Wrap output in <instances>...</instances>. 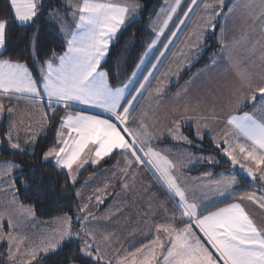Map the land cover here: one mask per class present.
Returning <instances> with one entry per match:
<instances>
[{
	"label": "snow or ice",
	"instance_id": "6c2138e0",
	"mask_svg": "<svg viewBox=\"0 0 264 264\" xmlns=\"http://www.w3.org/2000/svg\"><path fill=\"white\" fill-rule=\"evenodd\" d=\"M180 2L181 0H175V5L164 21V27L171 20ZM197 4L198 0H191V4L188 5L189 10L184 13L185 17ZM8 5L12 20L20 26H36V20L45 16L47 22L52 25L50 31L53 35L62 34L63 36L65 47L63 53H58L53 48L44 54L47 59L41 58L40 49L37 47L38 28L31 37L30 58L38 65L39 75L37 77L29 71L26 63L19 60L0 59V95L15 96L16 99H26L34 104H42L46 99L47 103L44 107L47 111L42 114L45 127L48 126L50 120L57 117L61 108L64 109V112L59 114L60 124L57 130V142L62 143V146L58 150L49 149L44 153V159L47 160L54 155L56 164L68 169L69 176L72 178L73 164L78 161L81 153L89 145L93 146L90 151H93L98 159L110 155L117 149L124 153H131L136 163H147L156 168L160 173V178L164 179L168 192L179 198L177 208L180 210L181 222L184 219L189 222L183 228H177L173 224L156 226L157 233L162 230L169 238L168 245L170 246L166 249L167 255L163 257L165 264H264V228L254 223L241 203L234 202L216 208L215 211H208L211 204L200 203L196 200L190 201L176 178L168 171L174 165L151 147H147L145 151L149 133L145 130L142 134L138 128L129 124L133 102L137 97L133 96L131 100H128L127 106L122 104L121 101L124 99L128 84H124L123 87L111 86L112 73L105 69L103 64L111 53V46L117 39V34L139 5L129 8L116 3L101 2V0H79L78 3L66 0L67 7L72 8L73 11L68 13L65 10L63 16L59 10L63 5L53 7L49 3L47 7L50 10L45 12V0H8ZM204 6L205 9L212 7L207 3ZM69 15L75 22L74 29L69 28L65 22ZM9 23L10 20L7 17L0 18V55L8 51ZM183 23L184 20H181L180 24ZM164 27L157 31L156 38L148 45L149 49L156 44ZM179 27L180 25H177V28ZM175 35L174 32L173 36ZM167 47L166 44L165 48ZM139 67L140 65H137V68ZM155 67L156 65H153V68ZM151 75L150 72L144 80L147 82ZM145 87L146 85L142 83L136 92L140 93ZM256 90L264 94V87ZM252 98L255 99V96ZM76 105L101 109L107 117L89 115L81 110L74 113L68 111ZM227 125L238 137L242 136L246 141L251 142L247 157L253 160H264V119H257L252 114L244 113L229 116ZM64 129H67V138H64ZM38 135L39 133L30 138L32 143H35ZM8 138L13 149L27 150L22 149L18 143H12L11 130ZM181 139L191 142L187 140V137H181ZM213 142L217 148L221 146L219 141L214 139ZM224 143L227 144L228 141L225 140ZM238 147L242 153L245 152V145L240 144ZM138 153H143V155ZM224 155L233 164L237 163L236 158L227 148L224 150ZM145 157H154L157 162L154 163L152 159H145ZM160 161H163V166L159 163ZM97 162L98 160H92L93 164ZM129 163L131 164L132 161L129 160ZM209 163L215 162L209 158ZM14 167L16 166L10 165L9 170ZM247 171L248 176L255 179L253 171L251 169ZM205 175L211 177L212 174L206 173ZM260 179L264 180V171ZM236 183L235 176L221 174L219 179L209 180L212 186L209 191L214 196H231L235 194L232 188ZM241 199L255 201L256 197L250 194ZM259 203L261 207H264V197L260 198ZM80 211L84 212L85 208H81ZM205 211L207 214L203 215ZM60 219L63 226L56 230V234L42 240L40 245L30 252L33 259L40 252L47 254L57 250L73 235H78L73 232L71 217L65 215ZM193 226L199 229L202 236L193 231ZM87 235L90 237L91 233ZM206 245L210 246L211 250ZM160 246L164 247V245ZM79 252L85 258V264L87 260L96 261L98 264L101 259L98 255L99 249H95L97 254L94 255V245L88 239L84 241L83 246H79ZM152 259H155L154 254L152 257H145L144 264H151Z\"/></svg>",
	"mask_w": 264,
	"mask_h": 264
},
{
	"label": "crops",
	"instance_id": "0c3cea01",
	"mask_svg": "<svg viewBox=\"0 0 264 264\" xmlns=\"http://www.w3.org/2000/svg\"><path fill=\"white\" fill-rule=\"evenodd\" d=\"M107 1L109 2V0ZM65 22L68 24L69 28H75L74 21L66 20ZM226 32L231 33L234 31L230 29L224 30L220 26L217 27L216 38L218 40L219 49L212 56L210 62L213 63L215 61H218L220 63L221 67L218 68L220 72V82L214 83L213 85L209 83L205 84L207 91V96L205 98L197 99V97H195L193 94L194 89L189 86V82L184 81L176 89L170 91L169 93H165L164 91L157 97L151 99L150 102L148 101L150 110L139 117L137 116V112L144 105V102L149 96L148 92L150 88L148 87L143 93L136 108L131 113L129 117V124L134 128H138L142 134L146 130L149 133L146 145H157V148H159L160 151L164 152L165 154L168 153L172 155L174 157L173 162L177 166L178 164H180V156L182 152H185L189 155L190 153H193L195 155L197 154L192 152L186 146L188 143L184 146L181 143L175 142V140L168 137L166 135V132L163 131V128L170 125L171 122L176 123L177 125L181 113L183 115L191 113L196 115L194 116L195 119H204L206 122L207 130L202 133L201 137L204 134L207 135L214 146H216V144L213 142V140L215 139L216 141H219L221 145L218 148L219 153L232 164V167L220 172L219 174L211 175V177L206 176V173L192 174L187 170L196 163H199V161L201 160L200 158H195L193 162L189 163L186 166H182L181 168L175 169L174 166V169L172 170L176 172L174 173V177L176 178L180 187L185 191L190 201L196 200L200 203L211 204L212 206L208 208V211H215L216 208L224 207L226 204L240 202L246 213L253 219L254 223H256L258 227L264 228V209H262L259 203L261 196H264V188L263 190L254 189L248 191L247 193L239 197H235L234 199L228 200L224 203L221 202L231 197L232 195L227 197L214 196L209 191L210 187H212L209 184L210 179H219L220 175L223 174L225 176H235L237 181V175L234 168L246 170L251 169L253 171V174L256 175L254 171H261L262 166L260 164L264 163V160H253L252 158L245 156L240 161L237 160L236 164H233L232 161L224 155V150L226 148L232 152L234 157H236L237 154L240 156L247 155V152L241 154L238 145H245V148L247 150H249L251 146L250 141H246V139L242 136L238 137L234 130H232L229 125H227V119L229 116L249 113L254 115L257 119H264V94H261L256 90L259 87H262V84L264 85V26L262 31L260 30V27H254L252 31L253 34L250 35H244V33L249 32H245L244 29H240V33H232V37H230V34L229 37H226ZM60 35L62 36V34ZM0 59L8 58L0 56ZM230 59H232L230 62V66L225 67V64ZM233 64L235 66H233ZM236 73L240 76H243L241 78V80L244 81L243 97L234 95L235 89L232 87V81L233 76ZM38 75L39 68L37 65V76ZM251 92L254 93L252 94ZM253 96H255V99L252 98ZM6 99H12V101L9 104H6ZM46 103V99L42 104H34L26 99H16L15 96L10 97L7 95H0V106H2L0 107V121L3 117L5 118V135H8L9 131L12 130L13 127L16 133L19 134L21 140L27 139L26 135L32 137L37 133L40 134L45 128L42 114L43 112L47 111V108L44 107ZM9 109H11V111H9ZM77 110L84 111L89 115H100L104 118L107 117V114L103 113L102 110L98 108H89L83 105H76L73 108L68 109V111H71L73 113ZM63 112L64 109L62 110V113ZM59 124L60 120L56 128V142L45 152L53 148L58 150V148L62 146V143L57 142V130L59 129ZM141 125H143L144 127L141 128ZM176 125L172 126L174 128H177V130L182 133L183 136H185L182 132V128L184 126ZM63 131L65 133L64 138H67V129H64ZM193 131L195 137L197 138L194 128ZM233 134L236 135V144L233 143L232 138H230L229 140V136ZM165 140L169 141L168 143L170 144H167ZM225 140L228 141L227 144L224 143ZM28 145L29 146L24 149H32L34 143L30 141ZM92 148L93 146L89 145L81 153L80 158L77 161L79 163L78 169L80 167L84 168L88 165H97L103 159H98L95 156L94 152L90 151V149ZM113 153L114 160L112 163L88 172L82 179L80 184L76 187V190H79V188H83L82 190H85V196L82 198V194L79 193V198L76 199L79 201V204L77 203V218L79 219L78 223L80 221V218L84 217V212L80 211L81 208H85L86 210V208H88L89 206V203L93 201L94 196L98 194L97 181L95 180L97 178L103 179L107 177L108 171L115 166L118 150H114ZM128 154L130 155V153ZM140 154L143 155V153ZM145 159H152L154 162L153 157H145ZM47 160L51 161L57 168L62 169L66 173H68L66 168H62L61 166L56 164L54 155L50 156ZM92 160H98V162L96 164H93ZM81 169L79 170V172L81 171ZM137 173L139 174L142 182H144L145 184L144 189L150 194H148V199H152L158 204L160 208L157 211L155 221L157 225L173 224L177 228H183L186 223H189L186 219L181 222L182 218L180 215V210L177 208L179 198L175 197L174 194H170L168 192L164 179L160 178V173L156 170V168H153L147 163H140L138 165ZM156 179L163 186L168 201L161 199L155 193L154 182ZM249 180L252 183L251 179ZM114 183L115 189H112V193H114L113 195L115 196V198L112 201L111 197L105 200L106 205L104 207L106 208L109 204V210L107 211V214H96L93 217V220H97V223L95 225L93 224L92 230L95 233H100L97 234L98 236H102V231H104L99 226L100 222H107V226L109 227V253L111 255V259H113V262L105 264H144L145 257H152L153 254L155 255V259L151 260V264H165L163 257L167 255L166 249L168 246H170L168 245L169 238L167 234L162 230L157 233L156 227H148V230L143 231H134L132 228L133 215L131 210L128 211V205L126 204L127 196L123 191H121V187L119 186L120 183L116 180ZM261 183L264 187V180L261 179ZM95 184L96 186H94ZM88 189L89 192H91H88L89 194H86V190ZM232 191L234 193L236 192V184L233 185ZM132 193L136 197L135 189ZM250 194L256 197L255 201L241 199V197H245ZM86 200L87 202H84ZM94 210L96 212L102 210V206H100V203H97L94 206ZM202 214L206 215L207 212L205 211ZM77 226L79 227V224H77ZM72 228L73 232L77 233L78 230H75L73 225ZM104 228L105 227H103V229ZM193 231L196 232L197 235L202 236V233L199 232V229H196L194 226ZM160 245H164V247H161ZM208 247L211 250V247ZM1 263L2 262H0V264Z\"/></svg>",
	"mask_w": 264,
	"mask_h": 264
},
{
	"label": "rangeland",
	"instance_id": "374dc122",
	"mask_svg": "<svg viewBox=\"0 0 264 264\" xmlns=\"http://www.w3.org/2000/svg\"><path fill=\"white\" fill-rule=\"evenodd\" d=\"M63 1L66 4V0ZM72 2L78 3L79 0H72ZM101 2L108 1L101 0ZM109 2L120 4L121 6H128L129 8H132L134 5H139V7L135 8L129 20L126 21V24L139 17L142 8V3L139 0H109ZM206 3L212 5V7L205 9L204 5ZM189 4H191V0H181L179 6H177L176 12L172 14L171 20H169L167 26L164 27V21L168 18L171 8L175 5V0H162L156 14L149 20V29L152 32V38L148 45L152 43L154 38H156V33L161 27H164V31L151 49H149L147 45L145 52L137 64L140 65V67L137 68L136 65L128 78L119 86L123 87L124 84H128V87L125 90L124 99L121 101L122 104L134 90L139 80L141 81L137 88H140L142 83H144L146 87L145 89H142L140 93H137L135 90L129 100H131L133 96H136L138 99L148 87L150 88L147 100L145 99L146 101L144 102V105L137 112V116L139 117L150 110L148 101L150 102L151 99L166 91L170 84L175 83L185 70L192 67L193 64L201 58L206 49V46L203 44V39L213 32H215L216 36L218 26L224 30L230 29L234 31L231 33L226 32V37H229V34L230 37H232V33H240V29H244L245 32L249 31L248 33H244V35L253 34L252 31L254 27H260V30H263L264 0H223L222 3L221 0H198V4L194 5L193 10L187 17H185L184 13L189 10ZM72 11L73 9L69 8L67 12L71 13ZM64 13L65 12H60L62 16ZM66 20L73 21L70 15L67 16ZM181 20H184L183 24H180ZM177 25H180V27L177 28ZM124 27L125 26H123L122 29ZM174 32L176 33L175 36H173ZM166 44L168 45L167 48H165ZM161 53H163V55H161ZM231 60L232 59L225 64V67L230 66ZM153 65H156V67L153 68ZM233 66L235 65L233 64ZM220 67L221 65L218 61L213 63L210 62L203 67H197L191 72L192 75L190 78L185 80L188 81L189 86L194 89L193 94L197 99H203L207 96L205 84L209 83L213 85L214 83L220 82V72L218 70ZM150 72L152 75L146 82L144 77L149 76ZM133 73H135V75H133ZM242 77L243 76H240L237 73L233 76L232 87L235 89V96L243 97L244 81L241 80ZM263 86L264 85L262 84V87ZM251 93L253 94L254 92ZM137 99L133 102V105ZM127 101L125 102L126 104L124 103L125 106H127ZM194 116L196 115L191 113H188L187 115L181 113L177 125L192 126L195 130L196 136L197 132H199L197 138L198 140H201L202 133L207 130L206 122L201 118L195 119ZM171 124L176 125V123L173 122H171ZM171 124L163 128V131L166 132L168 137L175 140V142H179L185 146L188 142L181 139V137L185 136H183L182 133ZM11 136L12 143L20 144L22 149L28 147V144L31 141L29 135H26L27 139L21 140L14 127L11 130ZM230 138L233 139L234 144L237 143L236 135H230L229 140ZM5 143L12 148L9 143L8 135H5ZM0 144H2L1 139ZM194 145L199 144L195 143ZM147 147H151L154 151L158 152L160 156L165 157L175 166V169L188 165L193 162L195 158H200L201 160L199 162L205 161L209 163V158L213 161V158L210 156L195 155L193 153H190L189 155L182 152L180 156L181 165L178 164L176 166L173 162L174 157L168 153L165 154L160 151V149L157 148V145L145 144L146 150ZM117 150L118 155L115 161L116 164L108 171L107 177L103 179L97 178L95 180L97 181L98 194L94 196L93 201L89 203L88 208L84 211V217L80 218L79 223V219L77 218L75 223L79 224V227L77 225L75 226L78 227L76 228L78 231L77 233L75 232V234L78 235H73L72 237L77 238L76 240H78L79 246H83L86 239L90 240L94 245V255L97 254L95 249H99L98 255L101 257L100 262L102 263L113 262L109 253V227L107 226V222H100L99 226L104 231H102V236H98L97 234L100 233H95L92 230L93 224L95 225L97 223V220H93V217L96 214H107L109 204L105 208V200L111 197L112 201L115 198L113 195L114 193H112V189H115V180L120 183L119 186L121 187V191L127 196L126 204L128 205V211L131 210L133 215L132 228L134 231H143L148 230V227H156L157 224L155 221L157 211L160 209L156 202L152 199H148L149 193L144 189L145 184L137 173L139 164L135 162V157L130 156L131 153L129 155L122 150ZM247 151L248 150L246 149L245 152ZM138 154L141 155L140 153ZM241 154H244V152H241ZM245 156L247 155L240 156L237 154L235 158L240 161ZM153 159L156 163L157 159L154 157ZM129 160L132 161L131 164L129 163ZM159 163L163 166V161H160ZM10 165H15L16 167L9 170ZM260 165L262 166V170H255L256 177L255 179H251L252 185L257 190H263L264 188L260 179L262 171H264V163ZM78 166V162L73 164L74 168L71 169L72 178H70L69 170L67 169V174L71 181H74L77 178V173L82 168L80 167L78 169ZM17 168L18 165L10 160L0 161V243H4L6 247V260L1 264H31L40 256L46 255L45 253L40 252L37 254L36 258L33 259L30 252L38 247L42 240L56 234V230L63 226L60 218L65 216L61 215L59 217L42 220L35 216L31 206L21 204L15 195L14 187V171ZM173 169L174 167L168 169L172 176L176 173L172 171ZM235 169L236 168H234V170ZM94 186H96V184ZM82 189L83 188H79V190H76V199L79 198V193L82 194V198L85 196V190ZM134 189L136 197L132 193ZM88 192L89 189L86 190V194ZM84 202H87V200ZM77 203L79 204L78 200ZM97 203H100V206H102V210L99 212L94 210V206ZM262 209H264V207H262ZM103 227L105 228L103 229ZM88 233H91L90 237L87 235Z\"/></svg>",
	"mask_w": 264,
	"mask_h": 264
},
{
	"label": "trees",
	"instance_id": "16d2710c",
	"mask_svg": "<svg viewBox=\"0 0 264 264\" xmlns=\"http://www.w3.org/2000/svg\"><path fill=\"white\" fill-rule=\"evenodd\" d=\"M139 1L142 3L139 17L131 20L119 32L117 39L111 46V53L103 64V67L112 73L113 78L110 79V84L113 87H119L128 78L152 38V32L149 29V20L156 14L162 0ZM49 3L53 7L63 5V7L59 8L60 12L69 10L63 0H45V12L50 10L47 7ZM5 17L10 20L7 32L8 51L0 56L12 59L13 61L19 60L22 63H26L34 77H37V64L30 58V53L31 37L37 31V28L39 29L37 47L40 49L42 59H47V56L44 54L50 52L53 48L61 54L65 50L62 36L60 34L53 35V32L50 31L52 25L47 22L45 16H41L36 20V26H20L12 20L8 0H0V18ZM203 44L206 46V49L201 58L192 67L185 70L175 83L170 84L165 93L176 89L189 78L191 72L197 67H202L210 63L212 56L218 51L219 47L215 32L207 35L203 39ZM140 81H138L136 87L124 103L129 100ZM141 97L140 95L133 105L131 113L136 108ZM5 101L6 104H9L12 99H6ZM62 110L63 108L59 110L57 117L50 120L48 126L37 136L32 149L26 151L13 149L6 145V122L3 117L0 121V139L2 143L0 144V161L10 160L18 165V168L14 171L15 194L22 204L31 206L37 218L45 220L61 215H68L72 218V225L75 227L77 225L75 222L78 214L76 187L88 172L112 163L114 153L103 158L97 165H88L82 168L75 181H71L64 170L57 168L51 161L45 160L43 157L45 151L56 142V128L59 123V114L62 113ZM182 132L188 141H191L186 146L192 152L197 155L210 156L215 162L208 163L201 161L196 163L187 170L189 173H211L212 175H216L232 167L231 163L219 153L218 148L214 146L207 135L204 134L202 139L198 140L194 135L193 128L189 126H184ZM165 142L170 144L167 140ZM195 143L199 145H194ZM235 172L237 175L236 192L221 203L255 189L248 177L241 174L238 169H235ZM154 190L161 199L168 201L164 188L157 179L154 182ZM5 260L6 247L4 243H0V262H4ZM31 264H85V258L79 252L78 241L76 238H72L64 242L57 250L40 256ZM87 264H97V262L87 260ZM98 264L105 263L99 261Z\"/></svg>",
	"mask_w": 264,
	"mask_h": 264
},
{
	"label": "water",
	"instance_id": "95a60500",
	"mask_svg": "<svg viewBox=\"0 0 264 264\" xmlns=\"http://www.w3.org/2000/svg\"><path fill=\"white\" fill-rule=\"evenodd\" d=\"M239 172L243 175H245L246 177H248L249 179H252V177L248 176V171L245 169H238Z\"/></svg>",
	"mask_w": 264,
	"mask_h": 264
}]
</instances>
